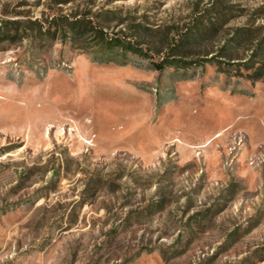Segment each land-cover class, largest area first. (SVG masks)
Wrapping results in <instances>:
<instances>
[{
	"label": "rangeland",
	"instance_id": "1",
	"mask_svg": "<svg viewBox=\"0 0 264 264\" xmlns=\"http://www.w3.org/2000/svg\"><path fill=\"white\" fill-rule=\"evenodd\" d=\"M5 21L0 264H264V0H0ZM168 54L195 63L150 68Z\"/></svg>",
	"mask_w": 264,
	"mask_h": 264
},
{
	"label": "trees",
	"instance_id": "2",
	"mask_svg": "<svg viewBox=\"0 0 264 264\" xmlns=\"http://www.w3.org/2000/svg\"><path fill=\"white\" fill-rule=\"evenodd\" d=\"M63 20H61L59 25L61 28L64 30V33H69L70 36H72L75 40H80L83 37H85L88 34H92L93 37H95V40L99 43V46L103 49H113L117 46L127 48V50H131L135 53H139L140 55H146V53L142 52L141 49H137L136 46L126 43L124 44V40L120 38H106L104 37V33L101 29L94 28L91 23L88 20L84 19H74V20H69L66 19L65 17H62ZM18 21H5L4 26L0 25V30H10L12 29H17L18 27L16 25H13V23H17ZM124 23V22H122ZM34 26H37L34 22H31L29 24V27L32 29ZM194 28H189L187 32H185L186 39L180 40L179 43L176 45L170 46V50H174L175 48L181 47V45L187 44L191 41L198 40L200 34L203 36V33L201 32V29H199L198 25H193ZM129 31L131 33L133 32L134 37H138L139 39L143 40H148L152 42V30L149 28L147 25H141V23H131V25L128 26ZM214 29V27H212ZM212 28H208L207 30H212ZM245 32L242 33L241 35L237 34L234 40H229L228 42H232L233 44L240 42L242 39H247L252 35L251 31L248 29H244ZM37 33H41L39 26L35 30ZM49 32V31H48ZM163 40V39H162ZM259 47L261 48L260 57L261 60L258 61L257 67L254 69L253 73H251L249 76L250 78L254 80H264V43H260ZM258 47V48H259ZM259 48V49H260ZM158 50V49H157ZM156 50V51H157ZM224 48L221 49V52H224ZM158 52V51H157ZM170 55H166L164 57H161L159 60H151L150 61V68L153 70L157 71H162L168 67H183V66H189L193 63L194 61H180L178 59H173L169 57ZM118 64H123L122 62H117Z\"/></svg>",
	"mask_w": 264,
	"mask_h": 264
}]
</instances>
